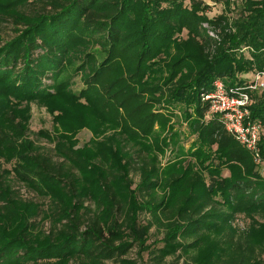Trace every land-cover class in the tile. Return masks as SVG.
Returning a JSON list of instances; mask_svg holds the SVG:
<instances>
[{
  "label": "trees",
  "instance_id": "1",
  "mask_svg": "<svg viewBox=\"0 0 264 264\" xmlns=\"http://www.w3.org/2000/svg\"><path fill=\"white\" fill-rule=\"evenodd\" d=\"M186 1L0 0L14 29L0 32V264H139L134 247L154 264H264V172L202 100L217 79L248 91L264 159V89L249 88L264 72V0H212L214 16ZM32 103L53 116L37 134L55 155L29 139ZM80 122L93 138L76 148Z\"/></svg>",
  "mask_w": 264,
  "mask_h": 264
},
{
  "label": "rangeland",
  "instance_id": "2",
  "mask_svg": "<svg viewBox=\"0 0 264 264\" xmlns=\"http://www.w3.org/2000/svg\"><path fill=\"white\" fill-rule=\"evenodd\" d=\"M205 1L211 4V10L209 12L211 16L218 15L222 13V11L224 10V5L221 3H215L212 0H205ZM234 1H235V4H237V7H239L242 3V0H234ZM188 2L189 0L186 1V3ZM0 32L5 40L10 39L14 35V29H13L12 23L7 20L0 21ZM183 35L185 36L186 32H184ZM79 87L80 85L77 86V88ZM30 111H31V118L29 120V129H30V131L28 132L29 139L34 140L36 144L40 145L41 149L44 152L51 154V155H55V152L53 149L55 144L49 142L48 140L44 138H40L37 134V132L40 129L53 130V127H54L53 116L48 111L46 106H43L37 103L31 104ZM175 123L177 125V128H179L182 131V133H184L182 141L184 145L186 146V148H188L196 137L188 133L186 123L180 120L176 121V119H175ZM68 126L71 129V131H77L76 139L78 140V143L75 146L76 148L83 147L86 144L90 143L91 139L93 138V132H91L88 128H86L82 122H80L77 126H74L72 124ZM171 158H172V154H170V149H168L166 150L164 155L160 156L161 165H166L169 159ZM1 167L2 168L0 169V172L2 169H9L11 165L10 163L6 162V163H3ZM260 170L264 172V162L260 164ZM228 174H229L228 170L225 169L223 171V175H228ZM133 177L136 182H139L140 175L138 173H133ZM14 186L16 189L20 191V194L24 199H30V200H34L38 202L39 204L43 205L42 209L44 207H47V204L49 203L48 199L39 197V195H37L35 192L31 191L26 186L20 183L15 182ZM147 217H149L148 214L146 213L141 214V219L143 221L147 219ZM41 218L42 216L39 219ZM248 224H249V219L244 218V216H239L238 220L235 222V225L239 229L246 228ZM50 225L51 224L49 220L44 222L45 229L49 228ZM150 233H151V236H150V240L148 241V243H150L153 248L162 246L163 242L161 241V239L163 237V233L159 232L156 226H153L151 228ZM126 257H131L133 259H136L139 264H143V263L144 264H154L150 254L146 250L144 251L140 247H134L127 254ZM167 262H172V264H185L184 257L178 259L177 257L173 258L169 256L167 257ZM106 264H121V263L109 260L106 262Z\"/></svg>",
  "mask_w": 264,
  "mask_h": 264
},
{
  "label": "built area",
  "instance_id": "3",
  "mask_svg": "<svg viewBox=\"0 0 264 264\" xmlns=\"http://www.w3.org/2000/svg\"><path fill=\"white\" fill-rule=\"evenodd\" d=\"M249 88L264 89V72L254 75ZM202 100L209 102L210 112L220 116L226 129L252 152L255 161L259 164L264 162L259 146L262 127L248 119L252 101L249 92L241 88L228 87L223 80L217 79L214 89L202 94Z\"/></svg>",
  "mask_w": 264,
  "mask_h": 264
}]
</instances>
